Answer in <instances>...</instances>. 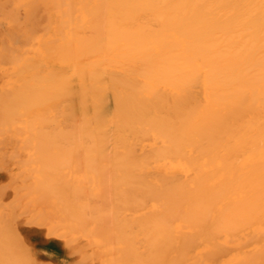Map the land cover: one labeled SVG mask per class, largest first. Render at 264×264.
<instances>
[{
	"label": "bare ground",
	"instance_id": "1",
	"mask_svg": "<svg viewBox=\"0 0 264 264\" xmlns=\"http://www.w3.org/2000/svg\"><path fill=\"white\" fill-rule=\"evenodd\" d=\"M0 264H264V0H0Z\"/></svg>",
	"mask_w": 264,
	"mask_h": 264
}]
</instances>
